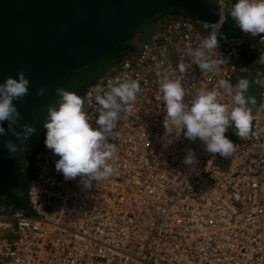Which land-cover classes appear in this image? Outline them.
<instances>
[{
	"label": "built area",
	"instance_id": "1",
	"mask_svg": "<svg viewBox=\"0 0 264 264\" xmlns=\"http://www.w3.org/2000/svg\"><path fill=\"white\" fill-rule=\"evenodd\" d=\"M235 2H216L221 26ZM231 21L236 33L218 38L226 64L215 73L186 56L208 34L197 21L180 18L156 27L137 53L86 88L84 110L94 121L98 105L87 100L90 92L106 90L122 73L140 81L131 113L122 114L111 135L116 171L84 189L80 177L65 180L56 171L59 157L44 137L29 166L28 213L0 210V264H264V35L245 34ZM165 78L181 80L186 102L220 79L250 82L256 90L251 129L231 140L230 157L165 128L159 99ZM222 103L231 107L227 97ZM233 129L225 133L229 139ZM189 149L195 172L183 163Z\"/></svg>",
	"mask_w": 264,
	"mask_h": 264
},
{
	"label": "clouds",
	"instance_id": "2",
	"mask_svg": "<svg viewBox=\"0 0 264 264\" xmlns=\"http://www.w3.org/2000/svg\"><path fill=\"white\" fill-rule=\"evenodd\" d=\"M229 15L241 32L252 36L264 35V0H236ZM204 27L208 35L201 38L198 46H189L186 56L202 72L215 73L221 65L226 64V58L216 51L219 29L209 23ZM212 52L217 53L215 58L210 55ZM178 69L181 73L185 72L183 64L178 65ZM29 84L23 70L15 78L9 76L0 83V137L11 133L19 142L10 139L3 141L8 158L16 155L21 145L36 131L33 124L20 123L23 117L14 103L29 94ZM249 87L250 82L244 78L235 85L229 80L220 79L215 88L200 89L186 102L187 93L181 80L165 78L159 87V99L166 109L165 128L171 129L175 137L182 134L188 140L203 142L208 153L230 157L234 144L225 135L228 128L233 127L234 134L240 138H246L251 129V106L255 105L256 100L247 95ZM140 91V81L131 79L126 73L109 79L106 90L98 88L94 95L90 92L87 96V100L98 105V116L93 121V117L84 110L85 97L57 89L60 101L57 106H50L47 110V119L43 124L46 130L44 144L59 157L55 169L65 180L80 177L82 187L92 189L96 182L107 180L115 173L118 149L111 142V135L122 114L131 113ZM44 92L43 87L38 88L36 96H43ZM224 97H227L231 107L222 103ZM183 163L192 166L193 172L196 171L198 161L191 149Z\"/></svg>",
	"mask_w": 264,
	"mask_h": 264
},
{
	"label": "water",
	"instance_id": "3",
	"mask_svg": "<svg viewBox=\"0 0 264 264\" xmlns=\"http://www.w3.org/2000/svg\"><path fill=\"white\" fill-rule=\"evenodd\" d=\"M173 11L192 15L203 27L214 24L218 38L231 37L221 29L219 8L207 0H0V83L21 70L30 81L29 94L14 101L23 117L20 123L35 127L50 94L65 78L97 66L153 20ZM247 43L255 55L260 52ZM41 87L44 95L37 97ZM6 139L17 142L11 133L0 137V200L18 188L17 160L28 141L8 158Z\"/></svg>",
	"mask_w": 264,
	"mask_h": 264
},
{
	"label": "rangeland",
	"instance_id": "4",
	"mask_svg": "<svg viewBox=\"0 0 264 264\" xmlns=\"http://www.w3.org/2000/svg\"><path fill=\"white\" fill-rule=\"evenodd\" d=\"M207 1L209 2V0ZM217 1L218 0H210L209 3L216 5ZM177 18L179 17L176 14L168 13V14H164L160 16L159 18L153 20L150 24H148L141 31V33L129 45L118 48L113 53H111L108 57H106L102 62H100L97 66L82 70L78 73L72 74L71 76L67 77V79H65L57 89L62 88L66 91L74 92L78 95L79 92L83 91L84 87L87 84L91 83L92 81L96 79L103 77L111 67L115 66L122 59L126 58L129 54L137 53V51L147 41L150 33L156 27H159L161 24L168 22L172 19H177ZM198 25L201 29L204 30V27L200 22H198ZM57 89L54 91L55 94L53 93L54 96L52 98V101L46 105L45 110H43L41 114L40 120L43 124L47 119L48 108L50 106H57L59 104L60 97L57 94ZM247 95L251 97H254V96L256 97V90L252 87H249ZM234 133H235V129L232 130V133L230 135V140H234L237 137V135H235ZM41 140H42L41 137L39 139V136H36L35 139L30 141V143L28 144V147L31 148L30 153H29L30 155H31V151H33L32 149H34L36 144H38V142L40 143Z\"/></svg>",
	"mask_w": 264,
	"mask_h": 264
},
{
	"label": "trees",
	"instance_id": "5",
	"mask_svg": "<svg viewBox=\"0 0 264 264\" xmlns=\"http://www.w3.org/2000/svg\"><path fill=\"white\" fill-rule=\"evenodd\" d=\"M169 14H176L179 17L177 19H180V18L181 19H189V20H192L195 22L196 21L200 22L199 20H197L192 15H190L186 12L173 11V12H170ZM221 29L223 32H229L231 35H234L236 33L234 26H233V22L231 21V19L229 17H226V20L222 24ZM204 32L208 34V32L205 29H204ZM124 46H126V45H124ZM132 54L133 53H131L129 55H132ZM65 79H67V78H65ZM96 81H97V79L92 81L91 83L87 84L84 87L83 91L79 92L78 95L82 97L86 88L88 86H90L91 84L95 83ZM60 84L50 94L46 105L52 101V98L54 96L53 93L60 86ZM46 105L44 106L43 110H45ZM43 110H42V112H43ZM35 129H36L35 133L27 141L22 152L19 154V157L17 160L16 174L18 177V188L12 192L5 193L4 196L2 197V199L0 200V210H3V212L23 211L25 213H28V211H29V203H28V199H27V187H28V178H29V168L28 167L31 165V161H32L34 154L37 152V150L41 146L42 140L45 137L44 133L46 131L43 128V123L41 122L40 118L38 119V121L35 125ZM36 136H39V139L41 137L42 140L40 143L38 142V144H36L35 148L32 149L33 151H31V155H30L29 153H30L31 148L28 147V144L30 143V141L35 139Z\"/></svg>",
	"mask_w": 264,
	"mask_h": 264
},
{
	"label": "crops",
	"instance_id": "6",
	"mask_svg": "<svg viewBox=\"0 0 264 264\" xmlns=\"http://www.w3.org/2000/svg\"><path fill=\"white\" fill-rule=\"evenodd\" d=\"M209 2H210V0H209ZM100 79V78H99ZM98 80V79H97Z\"/></svg>",
	"mask_w": 264,
	"mask_h": 264
}]
</instances>
